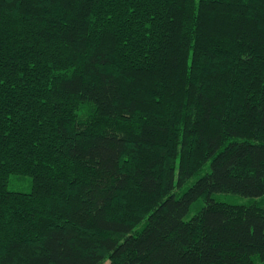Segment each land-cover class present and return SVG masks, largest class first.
I'll return each instance as SVG.
<instances>
[{
    "label": "trees",
    "instance_id": "trees-1",
    "mask_svg": "<svg viewBox=\"0 0 264 264\" xmlns=\"http://www.w3.org/2000/svg\"><path fill=\"white\" fill-rule=\"evenodd\" d=\"M106 260L264 264V0H0V264Z\"/></svg>",
    "mask_w": 264,
    "mask_h": 264
},
{
    "label": "rangeland",
    "instance_id": "rangeland-1",
    "mask_svg": "<svg viewBox=\"0 0 264 264\" xmlns=\"http://www.w3.org/2000/svg\"><path fill=\"white\" fill-rule=\"evenodd\" d=\"M9 186L10 187H14L16 188L17 190H22L23 188H25L26 186H29V183L22 180V181H19V182H9ZM27 189V187H26ZM217 195H220L221 198L223 199H226V200H229V201H237V202H243L246 200L245 197H242V196H239V195H234V194H215L216 197H219ZM202 199H198L197 201L193 202L192 205L190 206V210L189 212L187 213L186 215V218L190 215H192L198 208L199 206L202 205ZM103 264H109V261L106 260Z\"/></svg>",
    "mask_w": 264,
    "mask_h": 264
}]
</instances>
